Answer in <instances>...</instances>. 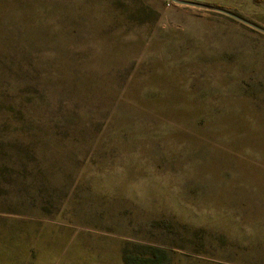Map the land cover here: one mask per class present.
<instances>
[{
    "label": "rangeland",
    "instance_id": "374dc122",
    "mask_svg": "<svg viewBox=\"0 0 264 264\" xmlns=\"http://www.w3.org/2000/svg\"><path fill=\"white\" fill-rule=\"evenodd\" d=\"M264 27V0H210ZM59 264H264V34L171 0H0V221Z\"/></svg>",
    "mask_w": 264,
    "mask_h": 264
},
{
    "label": "crops",
    "instance_id": "0c3cea01",
    "mask_svg": "<svg viewBox=\"0 0 264 264\" xmlns=\"http://www.w3.org/2000/svg\"><path fill=\"white\" fill-rule=\"evenodd\" d=\"M11 224L10 220L0 221V264H59L60 236L55 221L30 217L21 220L22 232L17 235L21 261L14 260L11 254L13 234L7 229Z\"/></svg>",
    "mask_w": 264,
    "mask_h": 264
},
{
    "label": "water",
    "instance_id": "95a60500",
    "mask_svg": "<svg viewBox=\"0 0 264 264\" xmlns=\"http://www.w3.org/2000/svg\"><path fill=\"white\" fill-rule=\"evenodd\" d=\"M171 1L178 3V4L198 7V8L214 11V12L229 16V17L235 19L236 21L241 22L244 25L264 34V27L263 26L255 23V22H253V21L229 10V9L207 3L210 0H171Z\"/></svg>",
    "mask_w": 264,
    "mask_h": 264
},
{
    "label": "trees",
    "instance_id": "16d2710c",
    "mask_svg": "<svg viewBox=\"0 0 264 264\" xmlns=\"http://www.w3.org/2000/svg\"><path fill=\"white\" fill-rule=\"evenodd\" d=\"M130 258V255H125L124 260L126 264H141V263H135ZM143 263L144 264H169V257L168 253L164 249L154 250V253H147V256L145 257Z\"/></svg>",
    "mask_w": 264,
    "mask_h": 264
}]
</instances>
